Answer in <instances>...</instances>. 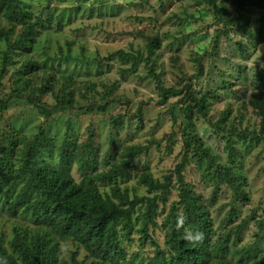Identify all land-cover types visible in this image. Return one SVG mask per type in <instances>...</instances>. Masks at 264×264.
Returning <instances> with one entry per match:
<instances>
[{
	"label": "rangeland",
	"instance_id": "obj_1",
	"mask_svg": "<svg viewBox=\"0 0 264 264\" xmlns=\"http://www.w3.org/2000/svg\"><path fill=\"white\" fill-rule=\"evenodd\" d=\"M21 2L35 28L21 46L25 26L9 21L0 3V28L10 30L0 38V159L14 170L35 149L40 164L68 171L77 182L129 161L128 176L97 185L104 197L119 186L130 200L161 194L141 181L143 172L161 182L171 175L170 193L164 200L158 195L148 235L141 216L146 202L136 204L118 264H149L155 244L171 253L165 218L180 199L176 170L183 164L185 186L211 224L202 264H264V40L258 34L264 35V12L254 0L241 7L218 0L229 17L246 16L227 26L200 0ZM154 37L159 46L149 53ZM118 49L148 59H105ZM151 64L161 84L182 93L164 101ZM186 91L208 102L204 113L193 108L190 126L185 109L194 102ZM68 94L73 105L65 108L57 95ZM8 184L0 195V241L9 252L16 230L48 233L61 262L103 264L72 235L36 217L34 208H12L25 178ZM225 238L230 252H215Z\"/></svg>",
	"mask_w": 264,
	"mask_h": 264
},
{
	"label": "trees",
	"instance_id": "obj_2",
	"mask_svg": "<svg viewBox=\"0 0 264 264\" xmlns=\"http://www.w3.org/2000/svg\"><path fill=\"white\" fill-rule=\"evenodd\" d=\"M215 9L218 21L224 26L242 22L246 16L240 14L232 18L223 13L218 6V0H200ZM238 7H241L245 0H235ZM5 5V17L12 22L24 24V33L19 37L17 45H24V41L34 33V24L27 20L28 10L22 7L21 0H0ZM264 12V0H254ZM221 30L218 29L217 33ZM9 29L0 28V38L9 37ZM259 41L264 40L262 31L258 32ZM159 46L157 37L151 38L148 42V52L152 53ZM118 58L126 62H138L145 58L141 54L127 52L118 49L105 56V59ZM150 72L159 82V89L163 100L171 95H178L183 90L166 87L161 84L160 76L155 72L153 64ZM186 97L193 102L186 110L189 120L188 126L192 125L193 108H197L200 113H204L207 101L202 97H196L190 91H186ZM65 108L73 105L71 95L58 96ZM101 107V106H99ZM104 110L105 107L102 106ZM87 165V163H86ZM178 164L177 173L180 180L179 200L174 201L173 207L165 218V225L168 226L166 242L171 248V253L167 254L158 244L156 255L149 264H202L205 252L209 248V234L211 232L210 219L208 214L199 205L198 200L191 194L185 186ZM130 162L114 164L110 169L99 173L88 175L83 182H77L71 173L65 170H49L39 163L35 149H30L24 155L23 163L13 170L11 163L0 159V195L6 193L9 182L25 178V184L20 195L14 202L12 208L24 205L26 210L34 208V215L41 217L48 223L55 232L72 235L79 241L84 249L93 257L101 259L103 264H118L124 257V249L121 247V238H129L133 231L132 213L137 203H145L146 207L142 212L143 229L148 235V224L152 221L156 209L158 195L164 200L170 193V182L172 176L168 175L165 182L155 179L150 172L141 174V181L152 191H161L153 197H136L130 200L128 193L123 192L119 186H113V197H104L97 185L98 182H106L114 177L128 176ZM223 174L230 179V184L235 192H239L238 186L234 183L232 174L225 167ZM40 192L39 198L27 202L29 195ZM182 206L183 214L177 212ZM53 238L48 233L43 235L34 234L28 236L26 232L16 230L15 236L10 242L13 252H9L0 241V264H71L59 260L56 245L51 244ZM215 252L223 255L230 252L226 238L217 246H213ZM72 264H82L73 258ZM218 264H229L228 260L219 261Z\"/></svg>",
	"mask_w": 264,
	"mask_h": 264
}]
</instances>
